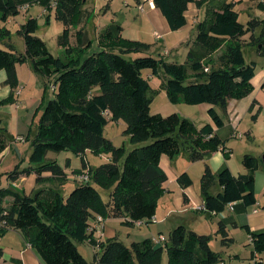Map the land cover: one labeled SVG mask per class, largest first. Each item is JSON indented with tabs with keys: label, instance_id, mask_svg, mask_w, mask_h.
Masks as SVG:
<instances>
[{
	"label": "trees",
	"instance_id": "trees-1",
	"mask_svg": "<svg viewBox=\"0 0 264 264\" xmlns=\"http://www.w3.org/2000/svg\"><path fill=\"white\" fill-rule=\"evenodd\" d=\"M192 2L207 7L204 17L196 24L197 33L189 43L185 63L169 61L163 54L130 57L149 52L152 44L125 38L123 26L115 21L99 33V50L83 60L81 55L75 58L67 55L65 60L55 56L46 41L36 34L39 21L33 16L18 30L25 40L24 52L13 44L7 49L0 48V70H5V84L11 88L7 97L0 98V106L16 102L18 64L30 63L37 74L46 78L54 76L55 96L41 113L32 138V165L25 169L17 165L8 173L9 178L16 181L23 174L35 173L38 182L56 179L65 183L68 176L64 167L57 160L46 161L48 152L71 150L82 160V168L73 171L74 180L80 183L67 195L51 186L34 195L0 186V235L9 229L22 232L43 264H90L77 244L85 241L99 249L94 256L95 264H164V253L168 256L167 264H229L222 253L212 248V234H200L184 224L171 230L166 241L159 242V237L157 241L145 238L129 244L118 237L99 240L93 227L94 222L103 226L108 217H123L127 226L153 222L169 178L161 165L162 155L174 158L186 152L192 162L207 159L225 145L214 129L224 124L215 106L226 112L229 99H242L254 90L251 80L257 65L246 61L243 47L250 40L264 55V18L251 17L246 24L240 22L235 9L237 2L233 0H154L173 31L187 24L186 11ZM27 3L43 6L47 22L54 15L64 23L59 43L66 47L67 54L72 52L75 47L70 45L71 28L82 22L86 0H0V40L10 34L2 24L20 14L21 7ZM257 3L264 10V3ZM89 16L88 13V21ZM257 30H260L258 36ZM247 35L249 40L245 38ZM77 36V49L85 50L82 29ZM92 43L90 39L86 49ZM217 52L219 55L214 57ZM206 66L210 67L209 71L205 70ZM145 69L151 71L148 77L143 74ZM151 76L162 79L161 89L174 104L213 105L208 113L214 125L198 126L178 112L152 113L150 106L160 89L151 86ZM39 110L40 107L35 115ZM111 120L126 123L124 133L136 146L127 151L125 146H116L104 135ZM4 130L5 127H0V153L8 146ZM146 141L149 142L138 145ZM89 151L95 155L109 154L110 161L92 165L86 157ZM230 154L231 151L225 153L226 159ZM242 164L248 171L239 174H234L227 164L216 172L209 163L205 164L200 190L206 208L200 211L223 212L236 202L234 212L244 213L258 203L255 172L260 167V158L247 153ZM48 172L50 175L44 176ZM81 175L88 178L81 180ZM177 181L184 189L193 184L187 171ZM217 184L221 190L214 193L212 188ZM101 189L107 191V199ZM7 197L12 198V203L4 206ZM187 199L184 194V200ZM227 223V220L218 222L217 234L222 236L223 245L234 242L229 237ZM232 224L238 226L235 221ZM241 227L252 238L250 259L254 264H264L257 260L264 253V230H252L249 225ZM3 256L0 246V260Z\"/></svg>",
	"mask_w": 264,
	"mask_h": 264
},
{
	"label": "rangeland",
	"instance_id": "rangeland-1",
	"mask_svg": "<svg viewBox=\"0 0 264 264\" xmlns=\"http://www.w3.org/2000/svg\"><path fill=\"white\" fill-rule=\"evenodd\" d=\"M140 1L148 11L147 1ZM234 1L237 2L235 9L239 12L240 22L246 24L251 17L264 18V10L257 7L258 5H256L254 0ZM138 4V0H86L84 6L86 12L82 22L77 27L71 28L72 32L70 37V45L72 47H75V49L72 50V52H70L69 54H67L66 47L59 43V36L64 30V23L62 21L57 20L55 16L52 15L50 22H47V14L44 12L43 6L39 4L31 5L28 10L21 7L20 14L10 17L5 23L2 24L10 30V34L6 39L0 40V48L7 49L10 44H13L18 51H25V40L23 35L18 33V30L21 25L25 23L26 20L31 16L38 18L39 21V29L36 34L44 41H46L50 51L55 56H59L64 60L67 59V55L72 58L81 55V58L83 60L85 57L99 50L97 42L99 33L101 29H103L106 25L110 24L113 21L125 22L126 24L132 23L138 29H140L143 34H147V36L142 38L153 40V38L149 34L153 33V30L155 29L154 25L152 24V22L146 20L147 11L141 12L138 9ZM88 13L90 15L89 21L88 19H86L88 17ZM145 21H147V23ZM79 29L83 30V45L85 47V50L82 51H79V49H77L76 47L78 43L77 32ZM196 33V29L189 26V28H184L180 31L173 32L170 35L164 34L163 43L165 42L168 48H171V46L175 45L180 41L181 38H185L186 36L189 39L188 43H190L195 39L194 36H196ZM259 33L260 30H257L255 32V35L258 36ZM249 37L250 35H247L245 38L249 40ZM90 39H93V43L86 49V46L88 45ZM249 41H247V43L244 44L243 47L246 61L256 62L257 70H260L264 67V55L259 53L257 50V46L249 43ZM158 50L160 49H157L154 52L149 51L147 53L131 54L130 57L133 58L144 54L160 57L163 53L157 52ZM168 53L170 55H167ZM187 53L188 49L185 48V46H182L178 51L169 52L167 49H165L162 56L169 61L185 63L187 60ZM218 53H216L214 57L218 56ZM18 70L22 78L21 86H23V89L22 93L20 94V98L23 99V102H20L19 106L16 103H6L4 104L5 107H0V127H5L4 131L7 136L8 142L7 149L0 155V186L14 188L22 193L34 195L38 190L49 186L50 182H38L37 174L35 173H32L30 176H28L27 174H23L16 181H13L11 178H9L8 173L13 171L17 165H19L20 169H25L32 165V163L30 162V155L32 152V138L37 131V124L41 113L43 112L48 101L55 96L53 90L54 76L51 78H46L40 74H37L33 70L30 63L18 64ZM189 71L192 72L191 70ZM2 73H5V70H3ZM150 73L151 71L149 69L143 70V74L146 77H148ZM150 83L152 87L158 88V85L161 83V78L159 76H151ZM45 86H47V89H45ZM6 89H8V92H6ZM9 89L10 87L7 84L0 81V96L7 97L9 95ZM35 98H37L39 101L35 106H33L32 102ZM169 103L170 100L168 99L166 91L162 90L155 95V99L150 106L151 112H162L163 109H167ZM22 106L24 107L23 109H21ZM38 107H40V110L38 111V114L35 115ZM25 108H28V111L26 110L24 113H22ZM176 108L179 109L178 113L183 116H191L192 118H195L199 121L203 119V108L201 106L181 103L180 105H177ZM257 116L259 117L255 119L254 116L248 113V115L244 117L237 131L239 132V134L241 133L242 136H239L238 138H231L230 145H232L234 149L232 152V159L230 163L236 174H239L240 171H238L239 169L237 168H243L242 157L244 156V154L249 153L260 158L261 166L255 172V179L256 190L258 192V202L262 206L264 205V110L258 112ZM125 128L126 123L123 120H111L104 129V135L112 140V142L116 146H125L127 151H129L136 145L132 144L130 142L129 136L124 133ZM247 129L251 130V138H248V134L244 132V130ZM19 134H25L24 136H29V139L24 141L16 140V138L20 136ZM148 142L149 141H146L138 145L146 144ZM185 156V153L181 154V158L178 163L179 170H181V173L183 171H189V174L193 179L194 188H196L198 193H200V178L203 174L206 163H204V161H196L197 163L192 164L189 163L191 161H189L188 158H183ZM86 157L92 165H99L100 163L110 161L109 154L95 155L91 151H89L87 152ZM178 157H180V155ZM45 160H57L60 165H62L64 169H66L67 173L72 178L75 177V172L73 171L82 168L81 158L78 156V154L71 150L62 152L49 151ZM181 161L186 164H183V162L181 163ZM205 161L207 162V160ZM67 163H69L70 165H67ZM176 185L178 186L179 184L170 173V179L167 181L166 186L174 189ZM76 186L77 185L75 180L70 179L68 185L65 186L66 190H63V192L69 193ZM213 190H215V188H213ZM101 192L103 197L107 199V191L101 189ZM11 200L12 198H9V201ZM7 203L8 202H5L4 204ZM253 208L254 206L250 207L249 212H251L252 215H256L257 213H253ZM229 211L230 209L226 208L225 213L228 215L230 212H232ZM261 212L262 211H260L259 213ZM184 222L180 224H186L191 228L192 225ZM217 222V218H209L205 222V224L201 225L200 229L203 234H212V248L216 251L225 250L222 253V256L227 260L229 259L230 252L240 254L241 259L239 261H234L231 264H250V255L253 246L250 243V238L247 231L242 227L237 229L229 224L227 227L229 237H232L233 239L235 238V241L234 243H230L231 248H228L226 245L222 244V236L215 235L216 233L214 232V230L218 229ZM152 223L153 222H151L150 224H144L143 226L135 225L130 227L119 223L118 229L122 234L120 236V239L125 244H129L131 240H133L129 239L128 235L125 234L126 230L133 231V234H135L133 235L135 240H143L147 235L156 234L157 227H155ZM165 230L168 231L169 229L165 228ZM4 235L5 236L3 241L5 244L18 247L19 249L25 247L26 241L25 239H23L20 232H7ZM77 244L81 253L89 261V263L95 264L94 256L95 253L99 251V249L95 248L88 241L82 243L79 242ZM163 261L164 264H167L168 262V256L166 253H164Z\"/></svg>",
	"mask_w": 264,
	"mask_h": 264
},
{
	"label": "crops",
	"instance_id": "crops-1",
	"mask_svg": "<svg viewBox=\"0 0 264 264\" xmlns=\"http://www.w3.org/2000/svg\"><path fill=\"white\" fill-rule=\"evenodd\" d=\"M138 2H139V4H138V9H139V5L143 4V3H141L140 0H138ZM254 2L256 3V5H258L257 0H254ZM206 7H207L206 4L202 5L201 7H198L194 2L190 3L188 10L186 11L187 24L184 27H182L181 29L173 31V30H171L170 25H169L166 17L163 15L162 11L158 7H156V5L154 7H150V5L148 4V11L146 10V8L144 6L145 10L143 12L147 11V19L146 20H148L149 22H152V24L154 25L155 29L153 30V33L149 34L153 38V40H148L146 38H145L146 39L145 40L144 38H142V37L147 36V34H145V33L143 34V32L140 31V29H138L132 23L126 24L125 22H119L123 26L122 35L128 39L139 40V41H143V42L152 44V47L149 50L150 52H154L157 49H160L157 52L164 54L165 49H167L169 52L178 51L180 49V47H182V46H185V48H187L189 50L190 45L188 43L189 39L187 36L185 38H181L180 41L178 43H176L175 45L171 46V48H168L167 44L165 42L163 43L164 34L170 35L173 32L180 31L184 28H189V26L196 29L197 22L204 17ZM257 7H259V6H257ZM45 11L46 10L44 8V12ZM142 20H144V19H142ZM145 22L147 23V21H145ZM156 33H159L160 36L158 37L156 35ZM194 38H195V36H194ZM91 40L93 41V39H91ZM97 42H98V38H97ZM215 54L213 56H215ZM167 55H170V54L168 53ZM2 71L3 70H0V81L5 83L6 72L2 73ZM17 71H18L19 85H21L22 84V78L20 76V72L18 70V67H17ZM251 82L254 85V90L248 96H246L242 99H235V98L229 99L226 112H224L219 106H215L218 113L224 119V124L222 126H220V127L214 126L215 132L225 142L224 146L227 149H229V152L231 151L229 159H226V157H225L226 152L219 149L218 151L213 152L207 159L200 160V161H204V163H209L210 166L212 167L213 171H215V172L218 171L223 165L227 164L232 169L233 173L236 174V172L233 170V167L231 166V163H230V161L232 159L231 158L232 152L234 149L233 146L230 145L231 138H238L239 136L240 137L242 136V134L241 133L239 134V132H237V131H238L244 117H246L248 115V113L251 114L252 116H254L255 119H257V117H259V116H257L258 112H261L262 110H264V67L260 70H257V68H256V74L252 78ZM161 84H162V79H161V83L158 85V88L160 89V91L163 90V89H161ZM158 88H155V89H158ZM9 90H10L9 91V93H10L11 88ZM15 91H16V89H15ZM6 92H8V89H6ZM3 97L5 98V96H3ZM3 97L0 96V98H3ZM154 99H155V97H154ZM38 101L39 100L37 98H35L32 102L33 106H35L38 103ZM20 102H23V99L20 98V94H19L18 96H16V102L15 103L19 106ZM180 104L181 103L174 104V103L170 102L166 110L163 109L162 112L158 111L155 113H161L163 115H168V114H171L173 112H179V109H177L176 106L180 105ZM252 104H253V106H252ZM197 105L201 106L203 108V119L199 121V120H196L195 118H192L191 116H189L190 119H192L198 126H202L205 123H212L214 125V122H213L210 114L208 113V110L211 107H213V105L208 104V103H201V104H197ZM0 107H5V105L0 106ZM23 108L24 107L22 106L21 109H23ZM26 110L28 111V108H25L24 111H22V113H24ZM244 132H246V134H248V138H251L252 133H251L250 129L244 130ZM19 135L24 136L25 134H19ZM4 151H2L0 153V155ZM182 153L186 154V156L183 158H185V159L188 158V160H189L188 154L186 152H181L180 154H178L174 158H170L166 154L162 155L161 165L168 174V177H169L168 180L170 179V173L173 175V177L176 180H177V177L181 174V170H179L178 163H179V160L181 158ZM179 155H180V157H178ZM205 160H207V162ZM182 162L183 161H181V163ZM189 163L193 164V163H197V162L191 161ZM183 164H186V163L183 162ZM260 166H261V163H260ZM237 169H239L238 171H240V173H245L248 171L244 167V165H243V168L238 167ZM64 170L68 176L67 182L62 183L61 180L55 179V182H51V181H49L50 183L47 182V183H49V186H46V187L51 186L53 188L59 189L61 192H63V190H66L65 186L68 185L69 180L74 179L75 177L72 178L67 173L66 169H64ZM188 173H189V171H188ZM30 175H28V176H30ZM48 175H50V174L49 173L44 174V176H48ZM75 182H76V185H78L80 183L77 180H75ZM166 183H165L166 192L159 201L158 210H157V213L154 217V221L152 223L155 227H157V233L152 234V235H147V236H145L146 238H151V239H154L157 241V238L161 234H164L166 236L167 230H165V228L169 229L167 231V236H169V233L171 232V230H173L178 224H180L184 221H185L184 223H189V225H192L190 228V226H187L186 224H184L188 228L193 229L200 234H203L200 230L201 225L205 224V222L209 218L210 219L211 218H217L218 222H219V220H227L228 221L227 227L229 224H231L234 228L238 229L241 227V225H249L252 230H264V211H262L261 213H257L256 215H252V213L249 212V209L247 212H244V213H235V212L229 211L230 213L228 215L225 213L226 210L223 212L205 214L204 211H200L199 209L196 208L198 205L203 203V197H202L201 191H200V193H198L197 189L194 188V184H192L191 186H189L185 189L182 188L180 185H178V186L176 185V187H174V189H172V188L167 187ZM177 183H178V181H177ZM213 188H215V190H213ZM213 188H212V192L215 191L214 193L221 190V187L219 185H214ZM63 194L67 195L68 192L67 193L63 192ZM184 194L187 195V197H188L187 200H184ZM256 194L258 195L257 190H256ZM263 194H264V192H263ZM9 198H11V197L6 198L5 202H8V203L4 204V206L11 205L12 200L9 201ZM124 220L125 219L123 217H117V218L108 217L104 220L103 226H102V224L99 225L97 222H94L93 227H94L95 237L99 240H104L106 238H112V237H118L120 239V236L122 234L120 233V231L118 229V224L120 223V224L125 225ZM232 221L237 222L238 226L233 225ZM218 222H217V224H218ZM0 226H1V223H0ZM141 226H143V225H141ZM128 227H130V226H128ZM217 230L218 229L214 230V232L216 233L215 234L216 236L220 235V234H217ZM227 230H228V228H227ZM13 231L16 233L20 232V231L14 230V229H9L5 233H7V232L9 233V232H13ZM20 233L22 234V232H20ZM4 234L0 235V246L3 248V252H4V256L0 260V263H2V264H43V262L41 261L39 256L35 253V251L33 250V248L30 246V244L27 241H26L25 247L22 249H19L18 247L11 246L9 244H5L3 241L4 236H5ZM125 234L128 235L129 239H133V240H131V242L140 241V240H135V238L133 236L135 234H133V231L126 230ZM22 237L24 239L23 234H22ZM249 238H250V236H249ZM234 241H235V238H234ZM211 245H212V240H211ZM226 246L228 248L229 247L231 248L230 244L226 245ZM217 251H219L220 253H223L225 250H217ZM240 259H241L240 254L235 253V252H233V253L230 252L229 259L228 260L225 259V261H226V263L231 264L232 262L239 261ZM257 260L262 261L264 263V253L258 255ZM250 264H254V260L250 259Z\"/></svg>",
	"mask_w": 264,
	"mask_h": 264
},
{
	"label": "built area",
	"instance_id": "built-area-1",
	"mask_svg": "<svg viewBox=\"0 0 264 264\" xmlns=\"http://www.w3.org/2000/svg\"><path fill=\"white\" fill-rule=\"evenodd\" d=\"M147 2H148V4L150 5V7H154V6H155L154 0H147ZM257 2H259V3H264V0H257ZM53 5H55V2L53 3ZM29 7H30V4H29V3H27V4H25V5L22 6V8H24V9H26V10H28ZM139 9H140V11L143 12V11L145 10L144 5H143V4H140V5H139ZM156 35H157L158 37L160 36L159 33H156ZM205 70H206V71H209V70H210V67H209V66H206V67H205ZM53 88H54V85H53ZM22 89H23V86L19 85V86L17 87V89H16V91H17L16 93H17L18 95L21 94V93H22ZM105 114H106L107 116H110V112H109V111H106ZM18 140H23V141H24L25 138H24L23 136H18ZM220 150H222V151H224V152H229V149H227V148L224 147V146H221V147H220ZM79 178H80L81 180H82V179L85 180V179L88 178V176H86V175H81ZM235 204H236V202H232V203H230V204L228 205L230 211H233V212L235 211ZM196 208L199 209V210H204L206 207H205V204L202 203V204L198 205ZM260 211H264V206H261V204L258 202L257 204H255V206H254V208H253V212H254V213H259ZM99 219L101 220V218H99ZM138 224H143V221H138ZM250 238H251V237H250ZM158 240H159V242L166 241V240H167V236H165L164 234H161V235L159 236ZM251 241H252V238H251Z\"/></svg>",
	"mask_w": 264,
	"mask_h": 264
},
{
	"label": "water",
	"instance_id": "water-1",
	"mask_svg": "<svg viewBox=\"0 0 264 264\" xmlns=\"http://www.w3.org/2000/svg\"><path fill=\"white\" fill-rule=\"evenodd\" d=\"M263 160H264V156H263Z\"/></svg>",
	"mask_w": 264,
	"mask_h": 264
}]
</instances>
